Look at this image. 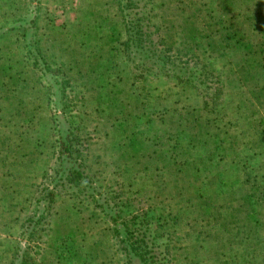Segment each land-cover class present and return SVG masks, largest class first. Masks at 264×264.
<instances>
[{
	"label": "rangeland",
	"instance_id": "rangeland-1",
	"mask_svg": "<svg viewBox=\"0 0 264 264\" xmlns=\"http://www.w3.org/2000/svg\"><path fill=\"white\" fill-rule=\"evenodd\" d=\"M144 1L0 0V264H264V0Z\"/></svg>",
	"mask_w": 264,
	"mask_h": 264
},
{
	"label": "trees",
	"instance_id": "trees-1",
	"mask_svg": "<svg viewBox=\"0 0 264 264\" xmlns=\"http://www.w3.org/2000/svg\"><path fill=\"white\" fill-rule=\"evenodd\" d=\"M144 3V0H128V3L120 4L121 8L125 7L127 9L126 13L123 14L125 30L127 31L126 44L127 46L131 44L136 45V47L146 48L145 50L151 54V58L156 61H167L169 59V56L164 54V48L159 47V45L156 46L157 42L150 39V37L143 31L144 28L142 20L151 17L149 13L148 15L140 14V6ZM70 139L71 138L62 140L60 143V152L66 153L68 156H64V158L69 157L71 161L63 178L60 179V182H68L71 185H77L79 187L82 183L88 181L89 178L84 172L82 162H80L77 158V155H80L79 150L72 147V142L70 141ZM66 151H68L69 153H67ZM72 152H75V155H73ZM60 158L63 157L60 155ZM66 160H68V158ZM57 183L58 181L55 182L54 186ZM132 217L133 223L135 221H138L135 220V216ZM123 223L127 224L125 222ZM125 229H127V226H124L123 224L120 226L116 222L114 227V234L118 238L119 247L126 257L124 263L161 264V261H163L164 264V256H162V259H159L157 258V256H154L151 253L150 243L145 236V230H141L139 226L132 227V230Z\"/></svg>",
	"mask_w": 264,
	"mask_h": 264
}]
</instances>
